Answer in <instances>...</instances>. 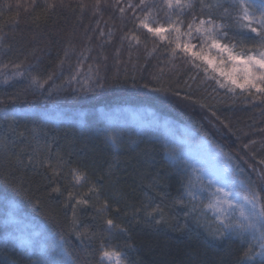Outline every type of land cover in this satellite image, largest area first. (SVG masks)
I'll use <instances>...</instances> for the list:
<instances>
[{
  "label": "trees",
  "instance_id": "1",
  "mask_svg": "<svg viewBox=\"0 0 264 264\" xmlns=\"http://www.w3.org/2000/svg\"><path fill=\"white\" fill-rule=\"evenodd\" d=\"M31 5L32 0H0V112L85 111V124L78 129L9 122L16 141L4 153L7 160L0 152V194L63 238L76 264H101L102 249L110 248L123 252L129 264H245V253L255 247L233 236L213 238L220 225L184 196L182 174L166 162L158 142L140 138L117 151L90 123L98 107L115 104L180 116L232 157L250 189H259L260 94L220 88L203 63L194 67L180 50L173 57L172 46L137 27L145 9L140 0ZM24 134L30 142L23 146L18 140ZM73 170L84 177L79 183ZM108 219L127 231L109 230ZM31 261L26 252L0 245V264Z\"/></svg>",
  "mask_w": 264,
  "mask_h": 264
},
{
  "label": "rangeland",
  "instance_id": "2",
  "mask_svg": "<svg viewBox=\"0 0 264 264\" xmlns=\"http://www.w3.org/2000/svg\"><path fill=\"white\" fill-rule=\"evenodd\" d=\"M193 3V9H185L183 14H180L178 11L169 9L164 0L151 2L148 8H145L143 13L137 17V27L148 32L141 23L145 21L152 28L165 29L162 35L166 36L167 40H161L159 36L149 33L173 48L175 44L169 43V40L174 41L176 34L169 29V25L177 23L178 20L184 22L181 31H186L189 23H193L195 27L201 19L209 18L218 25L224 24L226 26L224 30L228 32L229 37H234L239 31L238 22L235 20L237 10L231 7L233 0L229 2L227 0H193ZM224 8H228V14L224 13ZM195 35L193 32L194 37ZM181 39L186 40L187 37H181ZM239 40L240 37L236 36L233 42ZM222 42L228 43L229 41ZM192 43L197 45V48L193 50H198L199 39H192ZM256 46L254 40L246 38L242 44L238 43L236 51ZM212 54L215 55V50ZM85 113V111L73 112L56 107L0 112L1 155L7 160L8 157L4 153L7 147L16 141L15 132L10 130L9 122L27 120L28 125L43 122L54 126L65 123L82 129L85 124ZM96 116L92 119L93 123H90V128L117 151L124 150L125 146L136 144V140L140 138L153 139L158 142L166 162L182 174L184 196L194 204L201 206L203 211L219 225L220 214L215 208L209 207L210 204L215 203L217 197L223 198V193H218L217 189L223 188L225 191L235 192L250 189L241 179L239 170L232 164V157L208 138L205 132L195 130L181 121L180 116L160 112L148 105L135 104L100 106L96 110ZM112 138H115L117 142L116 147L112 145ZM20 139L18 143L23 146L24 143L29 144L30 142L25 134ZM24 156L25 154L22 153L21 158ZM78 174L79 172L73 170V175ZM241 183L243 188H241ZM158 187L160 186L152 188L157 189ZM237 218L238 213L233 219ZM233 237L259 251L256 242L250 237L244 239L235 235ZM0 245L16 247L26 252L32 257L31 264H63V261L68 258L63 241L56 233L45 223L22 212L16 201L1 194ZM108 250L120 252L122 264H129L123 252L112 248ZM256 259L260 261L261 258ZM103 264H109V262L105 260Z\"/></svg>",
  "mask_w": 264,
  "mask_h": 264
},
{
  "label": "snow or ice",
  "instance_id": "3",
  "mask_svg": "<svg viewBox=\"0 0 264 264\" xmlns=\"http://www.w3.org/2000/svg\"><path fill=\"white\" fill-rule=\"evenodd\" d=\"M98 2L99 0H97ZM164 3L169 9L178 11L180 14H183L185 9L191 10L194 7L193 0H164ZM140 5L148 8L146 0H140ZM31 6L35 7V0H32ZM50 7H54V5H50ZM231 7L237 10L235 20L239 26V31L234 37H229L228 32L224 30L226 27L224 24L218 25L211 18L201 19L195 27L193 23H189L186 31H181V26L184 23L181 20L175 24H170L169 29L176 34L174 41L169 40V43L175 44L172 55L174 57L177 50H180L185 56L191 58L194 67H200V63H197L199 61L206 65L204 67L206 74L211 69L213 75L210 78L215 80L220 88H226L230 92L240 89L241 92L248 95H252L255 91L260 94V98L264 102V0H233ZM228 11V8H224L225 14H228ZM141 23L148 32L159 36L161 40L168 39L162 35L166 31L165 29L152 28L145 21H141ZM193 32L196 34L195 37ZM236 36L240 37V40L233 42ZM181 37H187V39L182 40ZM196 38L199 39L200 43L198 50L194 51L193 49H196L197 45L192 43V39ZM246 38L254 40L257 46L236 51L238 43L242 44ZM225 40L229 42H222ZM213 50H215V55L212 54ZM112 145L117 146L115 138H112ZM260 163L264 164V161ZM83 178L80 175H74L77 183ZM243 187L241 183V188ZM217 192L223 193V198L217 197L215 203L210 204L209 207L215 208L220 214L221 226L211 235L214 239L233 235L241 239L250 237L256 242L259 251L250 248L244 256L245 264L249 261H255L257 257L261 258L260 264H264V195H262L264 188H252L243 192L225 191L223 188H218ZM235 197H239V199H235ZM81 203L86 204L87 201L77 200V204ZM237 213L238 218L234 220L233 217ZM162 222V220L155 221L156 224ZM106 223L109 230L127 231V229L115 224L112 219H108ZM67 256L68 258L63 261V264H76V261L71 259L70 254ZM100 260L101 264L105 260L109 264H122L121 253L115 250L102 249Z\"/></svg>",
  "mask_w": 264,
  "mask_h": 264
}]
</instances>
